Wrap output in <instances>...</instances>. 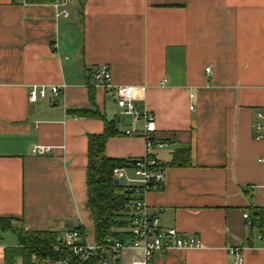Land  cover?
<instances>
[{
  "label": "crops",
  "instance_id": "crops-1",
  "mask_svg": "<svg viewBox=\"0 0 264 264\" xmlns=\"http://www.w3.org/2000/svg\"><path fill=\"white\" fill-rule=\"evenodd\" d=\"M54 1L0 0V218L60 235L81 227L92 242L87 137L103 122L72 112L96 110L119 133L107 157L148 154L164 169L162 187L144 195L160 226L200 241L149 264H235L232 248L242 264H264V138L251 128L264 113V0H75L57 12ZM102 65L111 87L138 89L134 104L154 115L162 148L146 152L143 122L95 85ZM31 85L64 90L30 103ZM34 146L51 151L34 156ZM250 210L261 232L246 225ZM4 233L0 264L17 245ZM141 258L124 251L121 263Z\"/></svg>",
  "mask_w": 264,
  "mask_h": 264
},
{
  "label": "built area",
  "instance_id": "built-area-1",
  "mask_svg": "<svg viewBox=\"0 0 264 264\" xmlns=\"http://www.w3.org/2000/svg\"><path fill=\"white\" fill-rule=\"evenodd\" d=\"M75 0H55L53 6L56 12L59 8H64L68 3ZM63 16L68 13L65 9L59 11ZM205 71L210 72L209 68ZM91 78L97 87L111 89L114 101L117 107L125 114L132 117L133 121L143 122L144 147L146 152L153 147L162 148L164 144L154 141V133L156 131L155 117L151 112L139 111L134 100L138 89L133 86H117L110 85V71L107 66H98L92 70ZM64 90V85H31L28 88L27 98L30 103L37 100L45 99L48 95L58 97ZM264 90V86H263ZM256 119L253 121L251 128L254 138L260 140L264 138V113L257 111ZM131 135L130 131L125 132ZM50 147L34 146L31 148V154L34 156H43L49 154ZM264 163V159L258 160ZM131 171L133 178L127 176L126 172ZM113 178L117 180L125 179L133 192L126 204L125 215L127 217V230L131 236L130 241L108 243L100 246L87 240L84 232L77 228L71 229L60 235V242L69 252L68 258L49 260L47 264H86L92 259L96 260V264H122V254L124 251H139L142 255L140 260H132L130 264H149L154 254H164L170 251L197 249L201 247L200 241L193 236H182L174 229H163L160 226V220L157 214L150 211L148 204L144 199V195L151 191L159 190L165 180L164 169L157 161L148 154L141 158L134 159L127 169H115ZM248 227H251L249 215H242ZM264 241V234L261 235ZM57 250V249H56ZM234 256L235 264H242L243 259L239 252V248L229 250ZM32 260L36 261V256H32Z\"/></svg>",
  "mask_w": 264,
  "mask_h": 264
},
{
  "label": "trees",
  "instance_id": "trees-1",
  "mask_svg": "<svg viewBox=\"0 0 264 264\" xmlns=\"http://www.w3.org/2000/svg\"><path fill=\"white\" fill-rule=\"evenodd\" d=\"M26 1L46 3L53 0ZM72 115L95 118L103 122L102 133L87 137L86 209L92 221V242L103 246L115 241H130L125 211L133 187L121 184L120 181L119 185H115L113 171L129 168V164L134 159H116L106 156L107 140L119 135L114 121L107 120L96 110H76L72 112ZM179 153L185 158L182 163L187 164L189 153L187 151ZM249 219L251 227L261 232L263 226L260 216L250 210ZM15 221L13 218H0V232L11 233L17 241L15 247L4 249V264H16L18 260L20 264H47V259L57 260L70 256L59 240L60 234L51 231H29L22 226L13 227L12 223ZM77 229L82 231L81 227ZM34 255L36 261L32 260ZM86 264H96V260L92 259Z\"/></svg>",
  "mask_w": 264,
  "mask_h": 264
},
{
  "label": "rangeland",
  "instance_id": "rangeland-1",
  "mask_svg": "<svg viewBox=\"0 0 264 264\" xmlns=\"http://www.w3.org/2000/svg\"><path fill=\"white\" fill-rule=\"evenodd\" d=\"M126 174H127V175H129V174L131 175L132 172L129 170L128 172H126ZM120 183H121V184H124V185H131V184L127 183V182L125 181V179L120 180ZM88 232L90 233V230H89ZM1 234H2V236H3V233H1ZM4 234H6V236H9L10 240H12L13 242H16V238H15V236L11 235L10 233H4ZM89 236H90V235H89ZM16 264H19V263L16 262Z\"/></svg>",
  "mask_w": 264,
  "mask_h": 264
},
{
  "label": "water",
  "instance_id": "water-1",
  "mask_svg": "<svg viewBox=\"0 0 264 264\" xmlns=\"http://www.w3.org/2000/svg\"><path fill=\"white\" fill-rule=\"evenodd\" d=\"M114 184H115V185H119V180L114 179Z\"/></svg>",
  "mask_w": 264,
  "mask_h": 264
}]
</instances>
